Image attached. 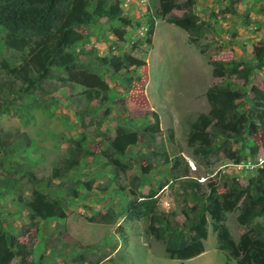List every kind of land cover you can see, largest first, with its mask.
<instances>
[{
	"label": "rangeland",
	"instance_id": "1",
	"mask_svg": "<svg viewBox=\"0 0 264 264\" xmlns=\"http://www.w3.org/2000/svg\"><path fill=\"white\" fill-rule=\"evenodd\" d=\"M237 1L213 0L212 3L218 5L213 13L229 14V19H232L236 15ZM245 1L257 7L259 17L256 20L260 28L254 30L264 31V0ZM157 3L150 0L156 20L150 45L146 44V39L135 40L132 45L124 39L116 40L113 28L123 26L122 37L130 33L125 30L124 20L120 25L98 18L91 25L80 28L83 39L74 47L76 51L92 50L93 55L100 58L128 54L135 59H144L146 63L139 68L129 67L114 72L100 65L93 57L79 58L80 64L97 73L99 85L106 86L104 101L99 98L87 101L81 86L65 85V88H61L62 82L58 79L62 74L58 72H52L48 79L41 80L36 86L23 82L18 76L21 63L9 59L10 52L1 47L3 31L0 29V61L4 60L7 64L5 69L0 65V179L5 178L8 172L12 173L9 168L16 164L21 165L22 170H31L37 179H45L66 153L67 139L80 132L85 138L83 147L92 153L82 162L90 165L87 172L82 174V181L91 180L90 190L79 188L78 202L63 200L62 208L67 214L64 221L37 220L36 230H24L27 222L21 204L11 193L0 191L1 227L6 235L15 237L24 245V251L28 253L24 256L25 262H37L38 257L42 256V264H235L233 260H226L224 252L216 250L215 234L210 230L208 216L207 235L202 241L203 252L190 259L174 260L166 257L160 242L144 235L146 220L132 219L126 210V205L133 201L129 190L134 191L135 201L142 200L152 191L156 197V209L167 214L170 225L174 227L173 224L177 223L180 226L184 221L181 210L195 205L189 192L181 189L180 182L184 175L193 180L204 179L199 183L200 194L207 193L209 183L220 193L229 179H234L238 186L243 187L249 179L257 176L256 169L264 168V131L257 122L254 124L258 127L255 132L243 136L244 148L237 139H232L228 146L216 148L219 137H210L211 147L219 150L203 157L194 155L192 149L186 146L188 122L194 120L198 113L206 114L208 111L204 92L210 85H230L231 89L245 93L244 109L251 97L250 86L264 90V70L254 71L246 83L232 77L222 80L212 78L204 59H200L193 45L187 43L186 34L164 22L166 17L178 16L180 12L165 8L161 1ZM249 21V17H241L242 24ZM237 29L230 26L232 40H216L213 31L200 39L198 45L207 54L216 49H219V53L224 49L223 54L215 58L217 53L212 59L229 61V50L234 52V48L238 47L242 53H246L247 49L251 52L252 47L263 43L262 38L258 40L255 37L238 46L234 43L240 42V35L235 32ZM249 55L241 62L251 63ZM89 93L94 96L95 93L98 96L103 94L100 90ZM125 101L132 116L124 111ZM147 108L157 115L160 133L153 137L146 135L134 147L127 148L120 158L127 165V170L114 178L102 167L105 162L102 152L107 145L105 137H112L117 125L140 131L141 127L153 121V115ZM78 113L83 127L77 126ZM262 115L264 124V112ZM168 129L172 132L170 140L167 137ZM18 138L23 141H16ZM3 144L11 148L19 146L12 157H8L7 150L1 149ZM250 148L256 149L254 154L250 153ZM143 157L147 160H140ZM235 157L241 159L238 164L234 162ZM187 161L193 162L194 171L189 170ZM132 177L137 180L133 181ZM15 179L23 201L29 199L32 187L43 193L48 191L51 195H62L54 187L45 190L42 184L34 185L24 177L15 176ZM130 183L135 185L133 189ZM108 211L113 213L111 223L98 224L87 220ZM237 215V211L226 213L223 222L233 242H237L246 230L237 224ZM262 223V218H254L249 226ZM117 227L120 232H117ZM22 255L19 250H11L9 264H19L18 258Z\"/></svg>",
	"mask_w": 264,
	"mask_h": 264
},
{
	"label": "trees",
	"instance_id": "2",
	"mask_svg": "<svg viewBox=\"0 0 264 264\" xmlns=\"http://www.w3.org/2000/svg\"><path fill=\"white\" fill-rule=\"evenodd\" d=\"M154 4L161 1L165 8L175 9L180 15H171L164 19L165 23L172 24L186 34V41L193 45L198 53L205 59L210 68L212 78L222 80L232 77L246 83L252 73L264 70V43L252 47L253 61L223 63L212 59L219 49L207 54L199 45L198 41L213 32L209 23L200 20L193 11L194 0H151ZM119 10L111 0H39L28 2L27 0H0V29L3 31L1 47L10 52L9 59L19 60L22 67L18 69V76L27 84L37 85L41 80H46L52 72L62 74L58 80L62 82L61 88L68 85H77L84 88L87 101L106 100V86L99 85L98 75L95 71L83 63L79 58L93 57L102 66L109 67L114 72L126 70L129 67L145 66V61L135 59L128 54L119 57L100 58L93 55L92 50L76 51L74 47L83 39L80 28L91 25L98 18L115 21L123 25L119 18ZM149 36L152 35V20H149ZM112 32L116 40H121L123 26L113 28ZM150 45V37L146 39ZM19 58H18V56ZM21 55V56H20ZM2 69H5L6 61H0ZM66 85V86H65ZM102 91L91 95L90 91ZM249 104L243 109V97L245 93L231 89L229 85L222 87L219 84L210 85L204 92L205 101L208 105L206 114L198 113L194 120L188 122L186 135V146L192 149L194 155L203 157L210 156L219 149L211 147L212 137H219L216 148L228 146L232 139L240 142L241 148L245 147V138L255 132L258 128L257 122L264 131V90L250 86ZM98 104V103H97ZM126 112V109L124 110ZM152 123L141 127L140 131L130 130L127 126L117 125L112 137H105L107 142L105 151L102 152L105 162L102 165L109 175L117 178L127 170V165L121 161L125 151L134 147L139 140L145 136H155L160 131L157 129L158 120L155 114ZM77 123L83 127L79 113ZM170 130V129H168ZM102 134V133H100ZM168 139H172L171 130L168 131ZM23 141L18 138L16 141ZM66 148V156L61 158L58 165L53 167L48 177L37 179L31 170L20 169L19 164L10 167L12 173H7L5 178L0 179V191L11 193L17 203L21 204L28 228H37V220H65L66 214L62 204L64 199H76L78 189L90 190L91 180L88 182L70 178L71 171L78 167L81 161L92 155L88 149L82 147L85 141L82 132L76 136H70ZM21 145V144H20ZM194 145H197L194 147ZM19 145L8 147L1 146L7 150L8 157ZM254 154L256 149H249ZM140 160H147L143 157ZM240 157H235L234 162L238 164ZM257 176L249 179L243 187L238 186L234 179H229L223 184V191L218 193L209 183L207 193L200 194V185L192 178L184 175L180 186L183 191L189 192L195 205L184 208L181 214L184 221L180 226L169 224L167 214L156 209L155 194L150 191L142 200H137L133 190H129L133 201L126 205L129 217L132 219H145L146 226L144 235L160 242L167 258L174 260H185L193 258L203 252L202 241L207 235V216L209 218L210 230L215 234L216 250L226 254V260H233L235 264H264V168L256 169ZM15 176L24 177L28 182L43 185L45 190L54 187L62 192L61 196L51 195L48 191L44 193L40 189L32 187L29 199L23 201L17 179ZM183 176V175H181ZM133 181L137 179L132 177ZM132 189L134 184L130 183ZM237 211L236 222L246 230L239 236L237 242H233L226 227L224 218L226 213ZM113 213L100 214L97 217L87 219L90 223H111ZM254 218H262V224L249 226ZM117 232H120L117 227ZM23 234V233H21ZM25 247L15 237L6 235L0 222V264H9L8 255L11 250H19V264H42L43 257L39 256L37 262H25Z\"/></svg>",
	"mask_w": 264,
	"mask_h": 264
},
{
	"label": "crops",
	"instance_id": "3",
	"mask_svg": "<svg viewBox=\"0 0 264 264\" xmlns=\"http://www.w3.org/2000/svg\"><path fill=\"white\" fill-rule=\"evenodd\" d=\"M218 1H220V0H218ZM225 1H228V0H225ZM212 2H213V0H194L193 11H194L195 15L200 20L205 21V22L210 24V26L213 28L214 33L216 34V37H215L216 40L220 39L222 42H224V40L225 41L229 40V39L232 40L230 38L229 29H230V26H235L236 28H238L237 31H235V32H237V34L240 35L238 38V39H240V42L239 43L234 42V43L238 44V46L241 44V42L246 44L250 38H255V37H257L258 40H260L262 38V40H263L262 42L264 43V31L262 29H259L257 31L254 30V28H260V25L258 24L259 21L256 20L259 17V15L256 13L257 7L256 6L254 7L251 2H247L245 0L237 1L238 4H237L236 15L233 16L232 19H229V14H222V13L221 14H218V13L215 14V13H213V11H215L218 8V5H217V3H212ZM244 16H247L250 18V21L248 22V24H246V23L242 24L241 23V17H244ZM232 20H233V22H232ZM154 27H153V31H154ZM245 30H248V31H245ZM153 31H152V35H153ZM151 36H150V39H151ZM250 41H251V39H250ZM150 43H151V41H150ZM192 47H194V46H192ZM242 49L244 50L243 46H242ZM248 50L249 49L246 50V53H242V50H239L238 47L234 48V52L229 50V57L227 60L232 61V62H238V61L241 62L242 60H246L247 56L252 53V50H251V52L249 50V53H247ZM197 52H196L197 56L200 59H201V57L204 59V57ZM224 52H225L224 49H223V51L221 50L217 54V56H215V58H218ZM249 58H250V60L252 59V61H253L252 55H249ZM204 61H205V59H204ZM229 61H220V62L228 63ZM142 90H143V87H142ZM125 109L127 111V114L132 116L133 113H132V111H131V109H130V107L126 101H125ZM147 110L150 111L152 114H155V112H153L151 108L150 109L147 108ZM76 116H77V114H76ZM155 116L157 117L156 114H155ZM157 120H158V118H157ZM150 123H152V121L149 122L148 124H150ZM158 124H159V122H158ZM77 126H79L78 123H77ZM82 147H83V145H82ZM65 156H66V153L64 154V156L62 158H64ZM83 160L81 161V163L78 167L74 168L71 171L70 178L72 181H74L76 179H79L82 181L83 180L82 174L86 173L87 169L90 167V165L83 164L82 163ZM79 176H81V177H79ZM79 194H80V190L78 189V196H79ZM73 201L78 202L79 199L76 198V199H73ZM62 206H63V204H62ZM66 216H67V214H66ZM62 221H64V220H62Z\"/></svg>",
	"mask_w": 264,
	"mask_h": 264
},
{
	"label": "built area",
	"instance_id": "4",
	"mask_svg": "<svg viewBox=\"0 0 264 264\" xmlns=\"http://www.w3.org/2000/svg\"><path fill=\"white\" fill-rule=\"evenodd\" d=\"M111 2L118 7L119 18L126 22L125 30L130 32L129 35L124 34L121 40L124 39L126 43L132 45L135 40L147 39L150 29L149 20H152V31L156 21L150 7V0H111ZM186 163L190 171L195 170L193 162L187 161ZM195 180L198 183L204 182L202 178Z\"/></svg>",
	"mask_w": 264,
	"mask_h": 264
}]
</instances>
